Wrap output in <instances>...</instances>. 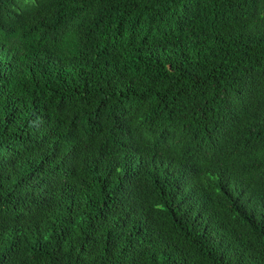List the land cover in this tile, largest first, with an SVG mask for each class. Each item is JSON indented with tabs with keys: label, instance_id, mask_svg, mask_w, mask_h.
Here are the masks:
<instances>
[{
	"label": "trees",
	"instance_id": "trees-1",
	"mask_svg": "<svg viewBox=\"0 0 264 264\" xmlns=\"http://www.w3.org/2000/svg\"><path fill=\"white\" fill-rule=\"evenodd\" d=\"M0 264H264V0H0Z\"/></svg>",
	"mask_w": 264,
	"mask_h": 264
}]
</instances>
